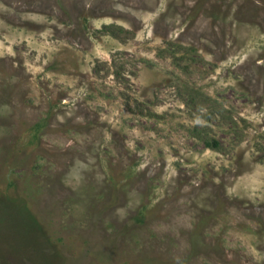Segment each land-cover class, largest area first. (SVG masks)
I'll use <instances>...</instances> for the list:
<instances>
[{"label":"rangeland","instance_id":"374dc122","mask_svg":"<svg viewBox=\"0 0 264 264\" xmlns=\"http://www.w3.org/2000/svg\"><path fill=\"white\" fill-rule=\"evenodd\" d=\"M0 264H264V0H0Z\"/></svg>","mask_w":264,"mask_h":264},{"label":"trees","instance_id":"16d2710c","mask_svg":"<svg viewBox=\"0 0 264 264\" xmlns=\"http://www.w3.org/2000/svg\"><path fill=\"white\" fill-rule=\"evenodd\" d=\"M209 145V144H208ZM214 145H215V143H214ZM210 146H213V143L212 144H210Z\"/></svg>","mask_w":264,"mask_h":264}]
</instances>
